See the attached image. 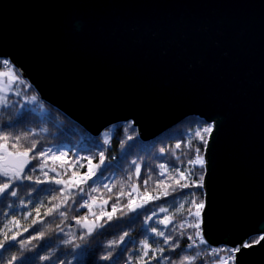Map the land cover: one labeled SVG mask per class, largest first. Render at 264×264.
Listing matches in <instances>:
<instances>
[{"label": "snow or ice", "instance_id": "obj_1", "mask_svg": "<svg viewBox=\"0 0 264 264\" xmlns=\"http://www.w3.org/2000/svg\"><path fill=\"white\" fill-rule=\"evenodd\" d=\"M43 6H58L49 3ZM101 6H108L106 0H101ZM114 6L119 7H141L150 6L138 2L123 0ZM170 7H223V3L210 4L205 0H193L191 4H185L182 0L176 3L163 5ZM261 21H260V49L259 67L257 69L249 59V49L246 43L238 37L228 40L231 54L228 51L222 54L218 49L224 41L217 36V29L213 24L207 28L200 29L193 24L186 28L183 24L169 23L165 28L154 32L151 24H138L131 28L130 34L144 40L148 47L155 53V63L183 65L187 59L198 53H204L213 60L208 71L195 73L189 78L201 90L205 99L214 103V107L206 113H202V119L197 122L198 127L194 135L188 139L187 145L192 155L187 159V166L184 161L177 157L180 167L160 165L161 172L157 181V190L151 196L145 189L141 191L139 186L132 188L136 193L134 199L132 193H128V203L124 206L129 212H136L144 208L151 201L160 200L173 193L183 194L185 189H194L184 195L177 211L184 209L185 203L189 205L186 215L190 219H182L179 224L171 228L170 232L162 230L159 226L146 223V231L152 234L151 242L149 236L140 241L138 252L130 256L132 264H205L203 257L206 256V248L212 253V264H264V228H257L252 232H245L230 243L221 247H212L206 238L205 228L211 230L213 221L220 207L228 200H239L251 197L257 188L262 209H264V0H260ZM215 44V47L212 45ZM18 52L6 47L4 30L0 25V67H7V71H0V108H16V103L9 104V95H5V87L9 93L19 97L21 92L14 91L16 84L26 85L28 89L33 86L23 78V66L17 68ZM224 57H228L227 60ZM258 93V121H259V151L253 153L247 150V137L245 130L251 125L257 116V105L251 102L253 94ZM25 104L17 109V118L8 121H0V199L8 200L7 207L12 210L5 213L10 216V228L6 224L0 229V250H10L19 244L18 254L11 255L7 264H35L36 260L48 262V264H66L65 260L58 256L39 254L43 245L35 243L43 241L48 237V232L43 228L37 229L34 226L40 223L41 209H44V216H53L58 213L61 217L67 216L66 205L73 201L72 188L76 187L80 192L81 187L93 179L99 172L103 171L110 164V157L106 155L111 144V137L107 131L101 133L102 143L95 146L101 149L98 152V162H93V157H87V171L77 175L75 170L69 179L67 177L66 154L58 147L54 152L51 147H45L39 139L36 129L17 131L16 126L25 118L24 108L28 104H38L41 109L44 104L40 93L33 90L31 95L25 93ZM227 106V107H226ZM132 119L125 117L127 128L139 134L137 124L138 117L132 113ZM41 132H47L46 128ZM127 131V129H126ZM127 136V140H132ZM195 141V144L193 143ZM126 141H120V148L125 149ZM176 149L181 148V143L176 144ZM161 149V152H164ZM50 161L52 162L50 164ZM60 162L63 172L57 171L55 162ZM35 162V163H33ZM135 165V161H133ZM71 166V165H69ZM136 167V176L139 178L141 168ZM38 173V174H37ZM78 181V182H77ZM145 185L147 181L144 182ZM61 185L57 191L61 194L56 203L45 205L42 201L35 204L32 211H25L24 219L33 216L30 223L21 224L14 213L13 204L26 208L25 199L21 191L28 197L27 204H32V194L39 193L44 189L38 185ZM107 187V186H106ZM112 191L111 188L108 189ZM200 195L197 196L196 193ZM124 195L123 192L120 193ZM83 198V197H81ZM57 196H51L56 201ZM95 203L85 200L84 207L90 211ZM108 201L104 200L103 204ZM63 209V210H61ZM120 211L116 203L112 204V210H101L99 213L92 212V218L77 216L76 223L83 226L84 231L78 235L71 232L64 235L61 244L71 250L73 259L78 256L88 255L89 241L98 227L104 228V223L97 225L98 220L112 221L116 213ZM160 213H168L163 205L159 207ZM157 216L153 211L150 216H145V221H151ZM175 220L174 215H165L158 221V225L168 228ZM32 229L34 234L27 238H21L23 233ZM190 230V231H189ZM63 228L60 232L63 233ZM129 232H123L118 238L109 240L107 251L100 255L98 260L103 264H119L115 259L117 250L125 243ZM186 236L188 243L186 249L191 250L180 255L178 260L172 259L168 253H175L181 247V239ZM160 238V239H157ZM155 245V246H154ZM48 251H52L48 249ZM122 251H128L122 249ZM32 253V255H27ZM223 253L224 255H221ZM92 259L88 264H97L95 253H91Z\"/></svg>", "mask_w": 264, "mask_h": 264}, {"label": "water", "instance_id": "obj_2", "mask_svg": "<svg viewBox=\"0 0 264 264\" xmlns=\"http://www.w3.org/2000/svg\"><path fill=\"white\" fill-rule=\"evenodd\" d=\"M121 2L106 0L108 6H101V0H0L5 45L18 52L23 78L46 105L92 137L126 123L125 117L132 119L135 113L139 138L150 142L188 118L202 119L215 106L189 78L208 71L213 60L198 53L183 65L157 64L147 43L130 34L138 24L149 23L158 32L169 23L186 28L195 24L202 30L211 23L224 41L218 53L231 54L228 40L238 37L246 43L258 76L260 0H205L223 7L163 6L177 0H128L150 6H114ZM49 3L58 6H43ZM250 100L257 105V116L245 130L246 147L258 153V93ZM257 228H264L258 188L251 197L225 202L205 234L212 247H221Z\"/></svg>", "mask_w": 264, "mask_h": 264}, {"label": "trees", "instance_id": "obj_3", "mask_svg": "<svg viewBox=\"0 0 264 264\" xmlns=\"http://www.w3.org/2000/svg\"><path fill=\"white\" fill-rule=\"evenodd\" d=\"M2 68L0 67V71ZM19 97L14 94L10 95L9 104L16 103V108H0V121H8L9 119L17 118V109L25 104L24 95L32 94L33 89H28L26 85L18 84ZM44 104V108L41 109L38 104H28L24 108L25 118L22 123L16 126L17 131H27L29 129H36L39 133V139L45 147H51L55 152L59 147L60 150L66 154V168L67 177L70 179L72 172L75 170L77 175H80L87 171V157H93V162H98V152L101 150L95 145L102 143L101 135L97 138L89 135L85 130L73 123L63 114L56 109ZM201 120L199 118H188L182 121L178 126L160 135L156 139L150 142H143L139 138V134L133 132L127 128L126 123H120L113 127H110L106 131H110L111 144L106 146L109 148V152L106 153L110 157V164L103 171V175L99 172L91 181L87 184L81 185L84 191L80 192L78 188H72V201H69L66 205L67 216L61 217L58 213L53 216H44V209H41L40 223L34 227L37 229L43 228L48 232V237L43 241H36L35 243L43 245L39 249V254L53 255V259L57 256L60 259L65 260L66 264H88V261L92 259L91 253H95V259L97 264H103L99 262L100 255L107 251V243L109 240L118 238L123 232H129V236L125 238V243L121 245V248L117 250L115 259L119 261V264H132L129 259L134 252H138L140 248V241L149 236L150 242L152 234L150 230L146 231V223H151L153 226H159L162 230L170 232L171 228L182 219H190L186 215V210L189 207L187 203L184 205V209L177 211L181 202H183L184 195L189 194L194 189H185L183 194L179 190L168 197H162L160 200L151 201L144 208L137 209L136 212H129L124 206L128 203V193H132L133 198H136V193L132 192V188L139 186L141 191L147 190L149 196L157 190V181L161 179L160 172L162 171L160 165L166 164L171 167H180L181 165L177 161V157H180L187 166V159L191 157L192 152L188 148L187 141L194 135L195 129L198 127L197 122ZM46 128L47 132H41V129ZM127 129V131H126ZM127 136H132V140H127ZM125 140V149L120 148V141ZM181 143V148L176 149V144ZM195 144V141H193ZM164 149V152H161ZM139 165L141 168V174L139 178L136 176V167ZM35 163V162H33ZM52 162L50 161V164ZM55 165L57 171L63 172L64 169L60 168V162L56 161ZM71 165V166H69ZM38 174V173H37ZM145 181L147 184L145 185ZM78 182V181H77ZM107 186V187H106ZM38 188L44 189L38 194H32V204H27L28 197L21 191V196L25 199L27 205L26 208L21 207L18 202L13 204L14 213L20 220L21 224H27L31 222L33 216L28 219H24L23 214L25 211H32L35 204L43 202L45 205L50 203H56L61 195L57 190L61 188V185H38ZM112 191L109 192L108 189ZM124 195L121 196L120 193ZM57 196L56 201L51 200V196ZM200 195L199 192L196 193ZM83 197V198H81ZM95 203L91 211L84 207V201ZM107 200V204H103V201ZM116 203V206L120 211L116 213V216L112 221L98 220L97 225L104 223V228L97 229V232L93 234V237L89 241L88 255L78 256L73 259L71 250L61 244V239L65 234L71 232L73 235H78L84 231L83 226L76 223L74 217L87 216L92 218V212L99 213L101 210L111 211L112 204ZM9 201L0 199V229H3L7 224L10 228L12 225L9 223L11 217L6 216L5 213L11 212L7 205ZM163 205L168 209V213H160L159 207ZM63 210V209H61ZM157 212V216L153 217L151 221L146 222L145 216H150L152 212ZM165 215H174L175 220L172 225L165 228L163 225H158V221ZM63 228V233L60 229ZM190 231V230H189ZM29 234H34L32 229L28 233H23L21 238H27ZM160 239V238H157ZM188 243L186 236L181 239V247L176 250L175 253L166 252L165 255H171L172 259L178 260L180 255H184L191 250L186 249ZM155 246V245H154ZM51 249L52 251H48ZM127 249L128 251H122ZM19 244L16 243L15 247L10 250H0V264H7L11 255L18 254ZM27 255H32L28 253ZM221 255H224L221 253ZM205 264H212V253L210 249L206 248V256L203 257ZM35 264H48V262L36 260ZM149 264H154L149 260ZM161 264H167L166 261H161ZM199 264V261H197Z\"/></svg>", "mask_w": 264, "mask_h": 264}, {"label": "rangeland", "instance_id": "obj_4", "mask_svg": "<svg viewBox=\"0 0 264 264\" xmlns=\"http://www.w3.org/2000/svg\"><path fill=\"white\" fill-rule=\"evenodd\" d=\"M5 68H7V67H5ZM8 69H2L1 71H7ZM18 89V84H16V86H15V89H14V91H18L17 90ZM5 95H11V93H9V91H8V88L7 87H5ZM108 132V135H110V131H107ZM85 202V201H84Z\"/></svg>", "mask_w": 264, "mask_h": 264}]
</instances>
